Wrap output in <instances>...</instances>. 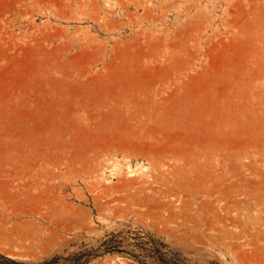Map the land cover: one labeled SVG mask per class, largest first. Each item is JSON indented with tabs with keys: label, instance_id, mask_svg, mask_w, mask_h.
Segmentation results:
<instances>
[{
	"label": "rangeland",
	"instance_id": "1",
	"mask_svg": "<svg viewBox=\"0 0 264 264\" xmlns=\"http://www.w3.org/2000/svg\"><path fill=\"white\" fill-rule=\"evenodd\" d=\"M262 3L0 0V254L139 228L184 264H264Z\"/></svg>",
	"mask_w": 264,
	"mask_h": 264
},
{
	"label": "trees",
	"instance_id": "2",
	"mask_svg": "<svg viewBox=\"0 0 264 264\" xmlns=\"http://www.w3.org/2000/svg\"><path fill=\"white\" fill-rule=\"evenodd\" d=\"M106 253L126 254L143 264H184L175 259V254L164 242L139 228L110 232L104 235L95 247L82 243L81 250L71 253L68 257L55 256L50 261L36 264H57L60 260L68 261L69 264H87L93 258ZM0 264L31 263L19 262L0 254Z\"/></svg>",
	"mask_w": 264,
	"mask_h": 264
},
{
	"label": "bare ground",
	"instance_id": "3",
	"mask_svg": "<svg viewBox=\"0 0 264 264\" xmlns=\"http://www.w3.org/2000/svg\"><path fill=\"white\" fill-rule=\"evenodd\" d=\"M261 7L264 8V3L261 4ZM143 86H144V85H142V87H143ZM129 95H130V94H129ZM131 96H132V94H131ZM133 97H134V96H133ZM133 97H131V99H132ZM128 98H129V97H128ZM131 99H129V100H131ZM165 100H166V99H165ZM165 100H164V101H165ZM131 101H132V100H131ZM162 101H163V100H162ZM179 101H180V100H179ZM181 102H183V101L181 100ZM176 103H177V99H176ZM178 103H179V102H178ZM178 103H177V106H178ZM187 103H188V102H187ZM187 103H185V104H187ZM189 103H190V102H189ZM193 103H194V102H193ZM150 104H151V103H150ZM191 104H192V103H191ZM203 104H205V103H203ZM206 105H207V104H206ZM174 106H175V104H174ZM177 106H176V107H177ZM188 106H189V105H188ZM192 106H193V105H192ZM198 106H199V105H198ZM198 106L195 107V109H197ZM169 107H170V106H169ZM171 107H172V106H171ZM180 107H182V105H181V106L179 105V108H180ZM184 107H185V106H184ZM190 107H191V105L189 106V108H190ZM204 107H205V106H204ZM207 107H208V106H207ZM172 108H173V107H172ZM205 108H206V107H205ZM208 108H209V107H208ZM182 109H183V108H182ZM185 109H186V108H185ZM191 109L194 110L195 112H198V111H196V110L193 109V108H191ZM166 110H167V109H166ZM166 110H165V111H166ZM176 110H177V108H176ZM178 110H179V109H178ZM192 110H191V111H192ZM197 110H198V109H197ZM200 110H201V109H200ZM200 110H199V111H200ZM262 110H263V109H262ZM170 111H171V110H170ZM180 111H181V110H180ZM187 111H189V110H187ZM182 113H183V111L181 112L180 115H182ZM188 113H189V112H188ZM188 113H187V115H188ZM205 113H206V111H205ZM259 113H260V112H259ZM259 113H258V114H259ZM165 114H166V113H165ZM165 114H163V115H165ZM167 114H168V113H167ZM172 114H173V113H172ZM189 114H191V113H189ZM193 114H194V113H193ZM195 114H196V113H195ZM201 114H202V111H201ZM261 114H262V113H261ZM178 115H179V113H178ZM185 115H186V114H185ZM187 115H186V116H187ZM198 115H200V114H198ZM263 115H264V113H263ZM263 115H262V116H263ZM165 116H166V115H165ZM169 116H170V115H169ZM173 116H174V115H173ZM192 116H193V115H192ZM192 116H191V117H192ZM257 116H258V115H257ZM259 116H260V115H259ZM262 116H261V117H262ZM167 117H168V115H167ZM181 117H182V116H181ZM194 117H195V116H194ZM196 117H197V116H196ZM149 118L151 119V117H149ZM152 118H153V117H152ZM155 118H156V117H155ZM186 118H187V117H186ZM207 118H208V117H207ZM207 118L205 119V116H204V119H205L206 121H207ZM220 118H221V117H219V119H220ZM262 118H263V117H262ZM153 119H154V118H153ZM153 119H152V120H153ZM161 119H162V118H161ZM173 119H174V118H173ZM180 119H181V118H180ZM182 119H184V118H182ZM190 119H191V118H190ZM195 119H196V118H195ZM198 119H200V118H198ZM247 119H248V118H247ZM252 119H253V118H252ZM255 119H257L258 122L260 121V120H259L260 118L258 119V117H256ZM157 120H158V118H157ZM186 120H188V119H186ZM248 120H249V119H248ZM250 120H251V119H250ZM261 120H262V119H261ZM153 121H154V120H153ZM155 121H156V119H155ZM160 121H161V120H160ZM163 121H165V119H164ZM169 121H170V119H169ZM182 121H183V120H182ZM189 121H190V120H189ZM198 121H199V120H198ZM200 121H201V120H200ZM200 121H199V122H200ZM253 121H254V123H255V120H253ZM263 121H264V120H263ZM161 122H162V121H161ZM202 122H203V121H202ZM202 122H201V123H202ZM249 122H250V121H249ZM260 122H261V121H260ZM167 123H168V122H167ZM183 123H184V122H183ZM196 123H197V122H196ZM196 123H195V124H196ZM246 123H247V122H246ZM254 123L252 122V124H254ZM186 124H187V123H186ZM188 124H189V123H188ZM199 124H200V123H199ZM199 124H198V125H199ZM208 124H209V123H207V126H208ZM250 124H251V122H250ZM256 124H257V121H256ZM263 124H264V123H263ZM263 124H262V125H263ZM182 125L184 126V124H182ZM196 125H197V124H196ZM204 125H205V122H204ZM209 125H210V124H209ZM187 126H189V125H187ZM191 126H192V124H191ZM254 126H255V125H254ZM259 126H260V125H259ZM256 127H257V129H259L258 126H256ZM260 127H261V126H260ZM191 128H192V127H191ZM201 128H202V127H201ZM204 128H205V127H204ZM210 128H211V127H210ZM262 128H263V127H262ZM188 129H189V128H188ZM196 129H197V128H196ZM196 129H195V130H196ZM206 129H207V127H206ZM208 129H209V128H208ZM193 130H194V129H193ZM195 130H194V131H195ZM262 130H263V129H262ZM197 131H198V130H197ZM202 131H203V129H202ZM202 131H201V132H202ZM211 131H212V130H211ZM256 132H257V130H256ZM263 132H264V131H263ZM202 133H204V132H202ZM209 133L211 134V132H209ZM194 134H195V133H194ZM198 134H199V133H198ZM196 135H197V134H196ZM199 135H200V134H199ZM207 135H209V134H207ZM207 135H206V136H207ZM255 135H257V134H255ZM259 135H260V133H259ZM252 137H253V138H256V136H254V134H253ZM259 138H260V137H259ZM261 138H262V137H261ZM211 139H212V138H211ZM254 140H255V139H254ZM208 141H209V140H208ZM251 141H252V140H251ZM256 141H258V140H256ZM225 142H226V141H225ZM26 183H27V182H26ZM26 183H24V184H26ZM28 184H29V183H28ZM24 186H26V185H24ZM24 186H23V185L21 184V182H20L19 189L22 191L24 188L27 187V186H26V187H24ZM31 187H32V186H31ZM31 187H30V188H31ZM28 188H29V186H28ZM22 192H23V191H22ZM26 192H27V191H26ZM24 193H25V192H24Z\"/></svg>",
	"mask_w": 264,
	"mask_h": 264
}]
</instances>
